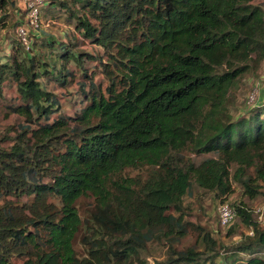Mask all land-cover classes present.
Instances as JSON below:
<instances>
[{
	"label": "trees",
	"instance_id": "1",
	"mask_svg": "<svg viewBox=\"0 0 264 264\" xmlns=\"http://www.w3.org/2000/svg\"><path fill=\"white\" fill-rule=\"evenodd\" d=\"M17 1L0 0V10ZM45 2L41 18L74 24L104 54L42 33L37 42L48 51L33 54L14 39L0 65V86L7 80L20 97L10 113L23 118L0 137V264H147L141 251L166 240L167 264H202L200 251L175 246L188 232L183 203L192 188L223 201L236 183L244 197H264V100L236 117L228 107L233 88L264 60V7ZM86 196L95 211L80 258L73 241ZM232 205L247 227L235 245L242 264H264V223L243 201ZM203 242L217 251L210 231Z\"/></svg>",
	"mask_w": 264,
	"mask_h": 264
},
{
	"label": "rangeland",
	"instance_id": "2",
	"mask_svg": "<svg viewBox=\"0 0 264 264\" xmlns=\"http://www.w3.org/2000/svg\"><path fill=\"white\" fill-rule=\"evenodd\" d=\"M256 3L261 4L264 7V0H256ZM46 5V2H45ZM42 8H44V6ZM41 8V9H42ZM44 12V10H43ZM8 13L4 19V15ZM26 7L24 0H18L16 8L9 7L0 10V65L5 60L8 54L13 53L12 44L14 39L19 41L17 34V28L13 24L17 21H23L26 24ZM43 26L38 31H30L31 34V46L33 50L31 53L35 54L39 51L44 53L45 47L40 46L38 41L39 36H43L42 33L54 34L60 36L66 43L77 42L79 49H85L91 55H103L104 49L99 45H94L89 40L84 39L81 34L75 30L74 24L68 25L62 19L51 18L49 14L43 16ZM6 23V24H4ZM70 33V36L68 35ZM76 37H73L72 35ZM72 36V37H71ZM78 38V39H77ZM25 47V46H23ZM26 48V47H25ZM24 50V48H22ZM40 49V50H39ZM6 54V55H5ZM24 55V54H23ZM90 66H93L94 70L101 69L97 60L91 61ZM89 66V72L92 71ZM78 76L81 77V75ZM98 77H102V74L98 73ZM0 137L9 130L11 126L18 125L23 118L17 114L10 113L9 105L15 102H20V97L16 87L9 88L7 80L4 81L0 86ZM71 96L67 94L66 100H71ZM264 100V60L260 63L252 64L250 70L241 78L238 84L231 91L228 107L233 117L239 116L243 113L248 112L251 108L258 105ZM14 101V103H13ZM3 144V143H2ZM128 173L135 175L138 171L128 169ZM234 192L230 194L229 201L239 203L243 201L247 207L252 211L253 217L259 220L260 213L258 209L264 211V197L259 196L256 199H250L242 195L241 188L238 184L233 185ZM221 197L215 195V193L204 191L195 185L192 191L184 197L183 203V220L187 223V235L181 238L180 242L175 246L178 249H186L194 247L202 253L203 259L202 264H242L245 259L243 253H237L235 251V245L241 242L246 235L247 227L243 225L240 219L236 218L234 224L235 229L230 232V228L225 229L220 226L219 215H218V204L221 201ZM79 213L84 222L80 231L76 235L73 241L74 248L77 255L82 258L88 255L89 245L85 243V236L89 235V226L92 213L95 211L94 200L92 197H82L77 202ZM177 215H180L177 213ZM210 231L213 239H216L218 246H216L219 255L212 258L217 251H211L209 246L203 242V230ZM215 248V249H216ZM171 255L169 244L166 242H152L148 244L146 250L141 251V256L146 259L147 264H155L157 262L167 264L168 258ZM260 256L264 257L261 253ZM173 257V256H172ZM136 260V257H134ZM135 264L139 263L137 259ZM21 263L20 261L18 262Z\"/></svg>",
	"mask_w": 264,
	"mask_h": 264
},
{
	"label": "built area",
	"instance_id": "3",
	"mask_svg": "<svg viewBox=\"0 0 264 264\" xmlns=\"http://www.w3.org/2000/svg\"><path fill=\"white\" fill-rule=\"evenodd\" d=\"M27 10L26 24H22L17 28V34L23 46L27 49L31 47V34L30 31H38L43 26V20L41 18V8L45 5V0H24ZM260 213L259 220L264 223V211L258 209ZM218 215L220 226L228 229L236 221L237 214L229 200H221L218 204ZM250 234L253 232L249 230Z\"/></svg>",
	"mask_w": 264,
	"mask_h": 264
}]
</instances>
